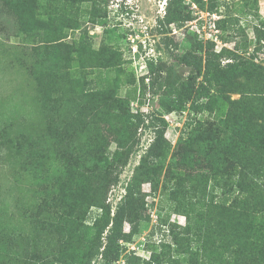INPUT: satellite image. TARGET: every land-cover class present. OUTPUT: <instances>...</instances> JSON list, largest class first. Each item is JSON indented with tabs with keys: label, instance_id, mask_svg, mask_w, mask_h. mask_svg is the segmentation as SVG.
Here are the masks:
<instances>
[{
	"label": "trees",
	"instance_id": "trees-1",
	"mask_svg": "<svg viewBox=\"0 0 264 264\" xmlns=\"http://www.w3.org/2000/svg\"><path fill=\"white\" fill-rule=\"evenodd\" d=\"M88 1L3 0L1 4L2 11L16 17L20 32L41 39L39 44L33 42V50H26L31 91L36 92L28 103L36 107V116L31 125L29 119L20 129L2 133L8 147L5 156L9 164L20 165L25 182L53 177L52 183L59 187L51 203L65 212L51 215L55 218L50 230L40 232L47 235L49 246L41 256L49 255V264H92L97 257L102 264H116L122 256L128 264H264V64L255 60L264 48V31L256 28L257 45L248 56L239 50L217 51L214 40L199 38L183 52H175L170 47L178 49L180 42L165 36L174 63L166 67L148 61L152 87L160 83L165 94L160 109L146 113V118L132 112L136 79L123 76L121 52L109 47L93 50L86 38L80 45L66 41L69 29L81 27L79 11ZM192 1L210 12L223 4ZM96 7L95 2L91 15H86L93 22ZM193 19L186 0H169L159 20L160 31L166 33L171 24L181 27ZM237 24L239 19L233 16L218 20L223 30L234 32ZM240 29L247 45L249 36ZM221 37L236 39L233 33ZM225 59L229 61L224 63ZM125 85L132 88L122 97L119 92ZM234 91L242 94L239 99L231 97ZM185 110L207 112L209 117L189 119L192 129L187 137L179 136L166 165L160 162L169 153L163 112ZM146 121L155 132L154 139L112 214L106 197L118 179L114 173L127 163L137 130ZM113 143L117 147L110 155ZM194 163L197 176L206 183L186 187L180 196L181 187L172 191L173 199L179 200L175 212L183 213L187 223L171 222L168 230L159 224L153 234L157 230L165 239L149 259L135 251L125 253L122 242L133 239L140 221L151 219L143 184L150 182L156 191L165 167L166 179L172 180ZM198 192L201 197L194 202ZM93 205L102 213L89 224ZM134 214L139 220L126 231L125 223ZM55 232H62L63 240ZM10 245L0 238V264H39L38 242L28 249L34 259L21 257L18 248Z\"/></svg>",
	"mask_w": 264,
	"mask_h": 264
},
{
	"label": "rangeland",
	"instance_id": "rangeland-1",
	"mask_svg": "<svg viewBox=\"0 0 264 264\" xmlns=\"http://www.w3.org/2000/svg\"><path fill=\"white\" fill-rule=\"evenodd\" d=\"M2 1L0 0V238L11 242L10 246L14 245L18 248V255L28 259L30 257L34 259L33 252L30 250L33 248V244L38 242L41 247L38 250L39 264H49L50 256H44V254L41 256L42 253L48 252L47 235H41L40 232L42 233L45 229L49 231L55 218L51 215H56L62 210V206H54L51 203L59 191V187L52 183L53 177L40 181V183H38L39 180L33 183L25 182L23 176L21 177L19 174L21 169L18 167L20 165L13 166L12 161L9 164L5 156L8 150L7 142L2 139V133L20 129L29 119V125H31L32 118L36 116V111H34L36 107H30L28 103L30 97L35 96L36 92L31 91L34 90L33 79L27 70L26 64H30V58L26 55V50H33V42L39 44L41 39L39 36L33 39L27 33L20 32L15 24L16 17L7 11H2ZM95 2L98 4V7L94 9L97 21L93 22L89 20V17L86 18V15L90 14ZM168 2L169 0H91L84 2L79 11L81 27L69 29L66 37L67 42L77 45L82 44V38H86L92 42L93 50L104 48L107 50L109 47L122 53V63L125 67L123 76L125 78L135 76L136 79L137 90L131 99L132 112L135 115H142V117H146L145 114L154 109H160V100L165 94L164 86L161 87L160 83H157L154 88L152 87L148 61L151 60L155 64H162L166 67L174 63L173 54L168 51L164 43L165 36L180 42L178 49L171 45L170 50H176L175 52H183L197 38L207 41L214 40L217 36L219 43L216 42V45L222 46V49L239 50L240 53L248 56L257 45L256 28L259 27L264 31V0H249V2L247 0H219L223 4L217 10L209 11L210 14L206 10H203L205 13L202 14L199 8H192V4H189L196 21L193 23L187 21L181 27L171 24L170 29L163 33L160 31L159 20L164 18ZM225 16L239 19V24L236 25L234 32L219 28L218 20ZM201 22L203 27H196L200 26ZM240 26L249 36L250 42L247 45L243 40ZM232 33L236 37L233 41H224L221 37V34ZM255 60L264 64V48ZM227 61L229 60L225 59L224 63ZM98 73L99 71L94 76ZM114 73L112 72V74ZM166 74L163 72L164 76ZM130 87L122 86L120 95L126 96ZM230 95L233 99H239L242 94L239 91H234L230 92ZM163 114L168 122L165 136L169 145V153L160 162L168 165L179 136L183 134L187 137L192 129L187 124L189 119L194 117L204 120L209 117V114L207 112L196 114L189 110L164 111ZM147 122L142 123L137 130V141L127 163L120 166L114 173L118 179L109 187L106 197V204H110L112 214L115 213L122 197L126 194L128 183L154 139L155 132L147 126ZM116 147V143L111 145L110 155L116 150ZM196 166V163L189 164L183 168L184 173L176 175L172 180L166 179L167 167H165L156 191L150 182L143 184V191L147 194V212L150 213L151 219L140 221L139 231L133 239L122 242L126 248L125 253L135 251L143 258L149 259L155 246L161 244L165 239L164 235L157 230L153 234L159 224H164L167 229L166 226L171 222L180 225L187 223V217L183 213L175 212L174 208L179 200L173 199L172 191L174 188L176 190L181 187L182 191L178 194L180 196L185 192L186 187L193 188L195 184L202 186L206 183L205 179L197 176ZM35 177L37 178L38 175ZM40 177L44 178L45 176L40 175ZM212 181L213 178L210 183ZM197 194V197L193 199L194 202L201 197L200 192ZM101 213L102 208L96 205L91 206L89 219L86 222L93 224ZM136 220H139V216L131 215L125 223V230L129 231L131 223ZM54 234L59 240H63L62 232ZM166 239L171 240V237L168 236ZM44 247L46 250L43 249ZM157 251L160 252L161 248H157ZM122 259L126 260L122 256L116 264H123ZM102 263L100 257L95 258L92 262V264Z\"/></svg>",
	"mask_w": 264,
	"mask_h": 264
},
{
	"label": "built area",
	"instance_id": "built-area-1",
	"mask_svg": "<svg viewBox=\"0 0 264 264\" xmlns=\"http://www.w3.org/2000/svg\"><path fill=\"white\" fill-rule=\"evenodd\" d=\"M186 2L188 3V4H192V8H195V9H198V5L195 3V2H193L192 0H186ZM201 12H202V14H204L205 12L203 11V10H201ZM201 12H199V13H201ZM208 14H210V12L209 11H206ZM199 17L200 18H202L200 15H199ZM191 21V23H193L194 21H196L195 19H193V20H190ZM189 21V22H190ZM196 27H199V28H201V27H203V26H196ZM200 31V30H199ZM214 41L215 42H218V37L216 36L215 38H214ZM219 43V42H218ZM222 47V46H221ZM219 45H216V50L217 51H221V48ZM123 260V264H126L127 263V261L126 260H124V259H122ZM125 261V262H124ZM128 264V263H127Z\"/></svg>",
	"mask_w": 264,
	"mask_h": 264
}]
</instances>
